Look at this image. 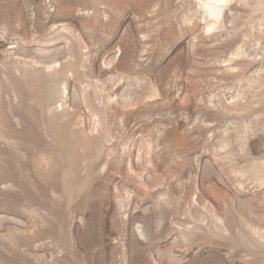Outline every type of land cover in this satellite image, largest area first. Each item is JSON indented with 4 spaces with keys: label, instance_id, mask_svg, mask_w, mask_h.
Returning <instances> with one entry per match:
<instances>
[{
    "label": "rangeland",
    "instance_id": "1",
    "mask_svg": "<svg viewBox=\"0 0 264 264\" xmlns=\"http://www.w3.org/2000/svg\"><path fill=\"white\" fill-rule=\"evenodd\" d=\"M0 264H264V0H0Z\"/></svg>",
    "mask_w": 264,
    "mask_h": 264
}]
</instances>
